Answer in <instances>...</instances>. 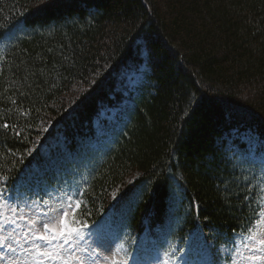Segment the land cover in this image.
<instances>
[{
  "label": "trees",
  "instance_id": "1",
  "mask_svg": "<svg viewBox=\"0 0 264 264\" xmlns=\"http://www.w3.org/2000/svg\"><path fill=\"white\" fill-rule=\"evenodd\" d=\"M4 38L0 188L49 185L108 138L78 224L105 228L127 255L205 242L216 264L253 231L264 0H0Z\"/></svg>",
  "mask_w": 264,
  "mask_h": 264
},
{
  "label": "rangeland",
  "instance_id": "2",
  "mask_svg": "<svg viewBox=\"0 0 264 264\" xmlns=\"http://www.w3.org/2000/svg\"><path fill=\"white\" fill-rule=\"evenodd\" d=\"M8 40L4 38L0 42V53L8 46ZM127 76L128 82L136 84L138 79ZM110 141L108 138L96 147L93 157L85 156L78 158L73 164L64 163L60 168L54 169V178L49 185L43 184L40 188L29 189L27 192H18L4 204L2 209L3 218L0 223L4 224L0 228V264H9L11 259L25 257L22 249H32L33 244H43L42 241L33 238V232L42 230L44 223H50L56 212L53 209H59L63 206L66 198L70 197L73 204L78 201V196L86 187L97 165L101 162L106 153ZM251 159L259 168V173L247 171V174L254 176L255 182L264 189V155H252ZM9 205L13 209L9 211ZM74 212L69 209L67 221L70 226L75 227L73 219ZM63 219V217H58ZM7 221V222H5ZM15 221V223H11ZM90 228L83 229L84 239L78 241V247L75 249V255L81 257L84 264H110L112 259L124 261L125 264H206L207 256L204 254L201 260L180 259L169 249V243H164L161 247L152 250L141 247L140 254L132 258H127L121 245H118L114 237L109 236L104 230L88 231ZM253 232L258 233V239L264 238V221L257 224L253 231L247 234H239L235 237L232 248L225 249L226 260L220 264H264V246L257 242L247 239ZM7 238L6 240L4 238ZM11 244L15 251H9L7 245ZM111 250H109V247ZM247 245V246H246ZM44 245L43 248H46ZM200 247H207L205 242L200 243ZM256 257H260L256 259ZM59 264V262H56ZM73 264H79L73 261Z\"/></svg>",
  "mask_w": 264,
  "mask_h": 264
},
{
  "label": "snow or ice",
  "instance_id": "3",
  "mask_svg": "<svg viewBox=\"0 0 264 264\" xmlns=\"http://www.w3.org/2000/svg\"><path fill=\"white\" fill-rule=\"evenodd\" d=\"M3 127L7 128L8 125L5 124ZM4 179L7 180V177H4ZM10 198L11 193H7L6 188H0V201L7 203ZM3 207L4 204H0V219L3 218ZM79 207V201L73 204L70 197L66 198L61 208L53 209L57 215L52 217L51 222L44 223L42 230L33 232V238L42 241L43 244H33L32 249H22L26 254L25 257L23 259H11L9 264H56V262H59V264H73V261L84 264L81 257L75 255L78 241L84 239L83 224L73 227L67 221L69 209L75 211ZM12 210L9 205V211ZM259 216L260 219L256 222L257 224L264 221V209H262ZM58 217H63V219H58ZM11 223L14 224L15 221H11ZM72 223L74 224L75 221ZM3 227L4 224L0 223V228ZM4 239L6 240L7 238L5 237ZM247 239L257 242L260 246H264V238L258 239L257 232L248 235ZM44 245H47V247L41 250ZM0 247H3L2 243H0ZM111 247H114V245L110 246L109 250H111ZM7 248L9 251H15L11 244H8ZM259 258L256 257V259ZM110 264H125V262L112 259Z\"/></svg>",
  "mask_w": 264,
  "mask_h": 264
}]
</instances>
